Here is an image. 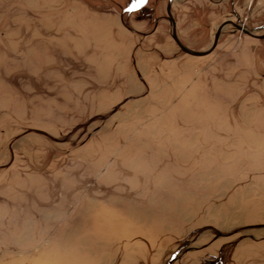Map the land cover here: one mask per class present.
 I'll return each mask as SVG.
<instances>
[{"label":"rangeland","instance_id":"obj_1","mask_svg":"<svg viewBox=\"0 0 264 264\" xmlns=\"http://www.w3.org/2000/svg\"><path fill=\"white\" fill-rule=\"evenodd\" d=\"M136 2L0 0V264H264V39Z\"/></svg>","mask_w":264,"mask_h":264},{"label":"crops","instance_id":"obj_2","mask_svg":"<svg viewBox=\"0 0 264 264\" xmlns=\"http://www.w3.org/2000/svg\"><path fill=\"white\" fill-rule=\"evenodd\" d=\"M207 1H188L183 6V13L177 19L174 16L173 8L178 3H176L174 0L171 12L176 24L177 36L179 38V23L187 25L186 28H184L187 34H181L183 37L190 36V32H198V34L193 35L195 37H205L207 36L208 30L210 31L212 29H215V31L217 32L220 25L226 20V17L233 12H236L239 16L245 18L251 28H258L264 25V0H219L215 2H212V0ZM143 9L144 6L134 12L125 13L134 14L143 11ZM125 13L122 14V24L127 27L124 22ZM159 22L160 19H157V23Z\"/></svg>","mask_w":264,"mask_h":264},{"label":"water","instance_id":"obj_3","mask_svg":"<svg viewBox=\"0 0 264 264\" xmlns=\"http://www.w3.org/2000/svg\"><path fill=\"white\" fill-rule=\"evenodd\" d=\"M174 0H169V4H168V9H167V14H168V20L171 22V27H172V36L173 39L176 41V43L178 44V46L180 47L181 51H183L184 53L191 55L193 57H205L210 55L211 53H213L216 48L219 46L220 41L227 29V27L229 26H233V28L235 29V32H241L245 35H248L252 38H256V39H264V25L258 28H251L248 23L247 20L245 18H242L241 16H239L236 12L231 13L230 15H228L226 17V20L220 25V27L218 28V31L216 32V36H215V40L214 43L212 44V46L205 50V51H195L190 49L189 47H187L186 45H184L178 38L177 36V32H176V24L175 21L172 17V13H171V9H172V4H173ZM144 6V4L142 6H140L139 8H136L135 10L129 11L128 9H123V14L125 12H134L140 8H142ZM235 18H238L240 20V23H237L235 21ZM128 27V26H127ZM132 30V29H130Z\"/></svg>","mask_w":264,"mask_h":264},{"label":"snow or ice","instance_id":"obj_4","mask_svg":"<svg viewBox=\"0 0 264 264\" xmlns=\"http://www.w3.org/2000/svg\"><path fill=\"white\" fill-rule=\"evenodd\" d=\"M144 2V0H137L136 3H133L132 6L128 9L129 11L135 10L136 8H138L142 3Z\"/></svg>","mask_w":264,"mask_h":264},{"label":"bare ground","instance_id":"obj_5","mask_svg":"<svg viewBox=\"0 0 264 264\" xmlns=\"http://www.w3.org/2000/svg\"><path fill=\"white\" fill-rule=\"evenodd\" d=\"M172 13V12H171ZM173 17V16H172ZM174 19V18H173ZM173 30V29H172ZM173 34V33H172ZM215 40V39H214ZM214 43V42H213Z\"/></svg>","mask_w":264,"mask_h":264},{"label":"flooded vegetation","instance_id":"obj_6","mask_svg":"<svg viewBox=\"0 0 264 264\" xmlns=\"http://www.w3.org/2000/svg\"><path fill=\"white\" fill-rule=\"evenodd\" d=\"M168 2H169V0H168Z\"/></svg>","mask_w":264,"mask_h":264}]
</instances>
